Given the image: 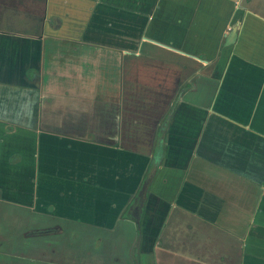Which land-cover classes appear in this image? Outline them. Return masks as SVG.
Listing matches in <instances>:
<instances>
[{
	"label": "crops",
	"instance_id": "crops-1",
	"mask_svg": "<svg viewBox=\"0 0 264 264\" xmlns=\"http://www.w3.org/2000/svg\"><path fill=\"white\" fill-rule=\"evenodd\" d=\"M4 3L36 27L0 18V222L21 220V260L264 264V0Z\"/></svg>",
	"mask_w": 264,
	"mask_h": 264
},
{
	"label": "rangeland",
	"instance_id": "rangeland-1",
	"mask_svg": "<svg viewBox=\"0 0 264 264\" xmlns=\"http://www.w3.org/2000/svg\"><path fill=\"white\" fill-rule=\"evenodd\" d=\"M6 10L10 11V13L13 16V20H11V21L6 20L5 23L3 24V27H2L3 30L11 29V30H16L17 32L18 31L23 32L25 29L27 31H31V32L36 30V27H35L33 21H31L29 24H27L26 28L22 27V26H20L18 24V22L16 21V20H18V14L19 13H23L24 10L19 11L14 6H12L9 9V8H6V6H4L3 4H0V18L6 13ZM14 24H15V26H14ZM7 25H9V26H7ZM21 218L25 220V218L23 217L22 214H21ZM21 224H22L21 220L19 218H15L14 216H12V218L10 219V223H7L6 220H5V226H4V221L2 220V223H1L0 226H2V228L6 230L5 233H7V235L1 236V239H0V253H1V255H0V264H4L5 263L4 260H6V259L8 261H13L14 264H20V263L22 264V262L24 264H28L29 260H25V259L21 260V258L19 257L20 253H21L20 252L21 251V247H22V245H24V243L22 241V236L20 234ZM71 231L72 232L75 231L73 233V237L74 238L77 237V242H78L76 244L77 246L82 244V238L88 239V237L86 235H83L80 232L81 231L80 229H73ZM70 232L69 231L65 232L63 234V235H65L64 237L67 238V239H74L73 237L71 238ZM62 237L63 236L49 237V240L59 241V240L62 239ZM130 238H131L130 234L124 233L123 242L119 245V249L116 251L117 254L119 253L120 255H122L124 257H126V256H128L130 254V251H129V247H130V243H131V239ZM10 239H12L11 243L8 242V240H10ZM46 242H49V241L47 240ZM4 243H5V245H4ZM31 246H33L34 248L31 247ZM28 247H29V250H32L33 252L40 251V249H39L40 247L37 248L36 245H34V244H29ZM33 252L31 253L32 255H33ZM28 253L29 252H27V254ZM31 264H33V263L31 262ZM105 264H110V258L109 257L106 258Z\"/></svg>",
	"mask_w": 264,
	"mask_h": 264
},
{
	"label": "flooded vegetation",
	"instance_id": "flooded-vegetation-1",
	"mask_svg": "<svg viewBox=\"0 0 264 264\" xmlns=\"http://www.w3.org/2000/svg\"><path fill=\"white\" fill-rule=\"evenodd\" d=\"M10 1V0H9ZM0 4H3L4 6L6 5V6H12V4L13 3H10V4H8L7 5V3H4V0L2 1H0ZM0 225H1V222H0ZM6 232V230L5 229H3L2 228V226H0V239H1V236H3V235H7V233H5ZM42 233H44V232H33V233H31V234H33V235H38V234H42ZM9 236V235H8ZM5 239V238H4ZM4 245H5V243H4ZM0 255H1V253H0ZM5 261V263L4 264H14V262L13 261H8L7 259L6 260H4ZM3 261V262H4ZM19 262V261H18ZM17 262V263H18ZM22 262V261H21ZM21 264V263H20ZM22 264H24L23 262H22Z\"/></svg>",
	"mask_w": 264,
	"mask_h": 264
},
{
	"label": "water",
	"instance_id": "water-1",
	"mask_svg": "<svg viewBox=\"0 0 264 264\" xmlns=\"http://www.w3.org/2000/svg\"><path fill=\"white\" fill-rule=\"evenodd\" d=\"M235 33V32H234ZM232 34H233V31H232Z\"/></svg>",
	"mask_w": 264,
	"mask_h": 264
}]
</instances>
